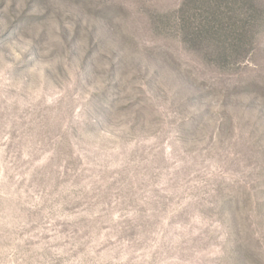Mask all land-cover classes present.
<instances>
[{"label":"rangeland","instance_id":"1","mask_svg":"<svg viewBox=\"0 0 264 264\" xmlns=\"http://www.w3.org/2000/svg\"><path fill=\"white\" fill-rule=\"evenodd\" d=\"M65 116L82 147L122 149L118 175L152 207L151 185L180 193L172 223L204 225L199 264H264V0H0V152ZM77 208L62 196L24 210L11 264L84 253ZM3 215L0 199V264Z\"/></svg>","mask_w":264,"mask_h":264},{"label":"clouds","instance_id":"2","mask_svg":"<svg viewBox=\"0 0 264 264\" xmlns=\"http://www.w3.org/2000/svg\"><path fill=\"white\" fill-rule=\"evenodd\" d=\"M69 122L70 118L65 116L54 123L40 143H33L34 136L18 138L12 142L10 151L7 135L3 138L0 199L4 203V264H11L16 244L22 243L18 233L27 227L24 210L62 196L72 202H82V208H77L67 218L82 219L90 228L85 237L89 241L85 252L68 264H199V256L205 253L192 254L189 245L204 225L196 221L172 223L175 212L186 202L181 200L180 193H173L164 182L153 184L151 188L159 195L156 207H152L140 181L129 185L118 175L122 149L119 146L82 147L68 134ZM62 136L66 139L61 140ZM135 144L132 141L129 147ZM69 161L74 163L66 168ZM170 196L175 197L171 202ZM121 201L127 207L118 209ZM193 224L198 226L193 227ZM125 225L135 226L131 238L120 237V227ZM98 248L102 250L97 254Z\"/></svg>","mask_w":264,"mask_h":264}]
</instances>
